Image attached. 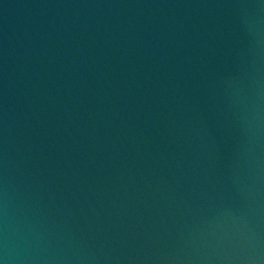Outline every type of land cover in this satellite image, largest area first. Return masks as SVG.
I'll use <instances>...</instances> for the list:
<instances>
[{"label": "water", "instance_id": "95a60500", "mask_svg": "<svg viewBox=\"0 0 264 264\" xmlns=\"http://www.w3.org/2000/svg\"><path fill=\"white\" fill-rule=\"evenodd\" d=\"M0 264H264V0H0Z\"/></svg>", "mask_w": 264, "mask_h": 264}]
</instances>
